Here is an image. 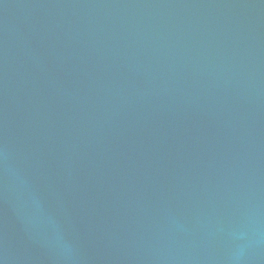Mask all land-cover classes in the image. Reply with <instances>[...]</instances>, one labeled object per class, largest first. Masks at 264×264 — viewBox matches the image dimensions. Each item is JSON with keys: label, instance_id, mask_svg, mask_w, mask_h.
Wrapping results in <instances>:
<instances>
[{"label": "water", "instance_id": "water-1", "mask_svg": "<svg viewBox=\"0 0 264 264\" xmlns=\"http://www.w3.org/2000/svg\"><path fill=\"white\" fill-rule=\"evenodd\" d=\"M0 264H264V0H0Z\"/></svg>", "mask_w": 264, "mask_h": 264}]
</instances>
